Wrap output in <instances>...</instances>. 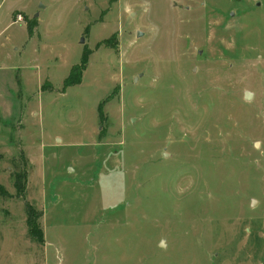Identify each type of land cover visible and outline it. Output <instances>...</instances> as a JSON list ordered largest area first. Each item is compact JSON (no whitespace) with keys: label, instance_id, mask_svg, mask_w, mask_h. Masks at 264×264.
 I'll use <instances>...</instances> for the list:
<instances>
[{"label":"rangeland","instance_id":"rangeland-1","mask_svg":"<svg viewBox=\"0 0 264 264\" xmlns=\"http://www.w3.org/2000/svg\"><path fill=\"white\" fill-rule=\"evenodd\" d=\"M0 185V264H264V0H0Z\"/></svg>","mask_w":264,"mask_h":264},{"label":"trees","instance_id":"trees-1","mask_svg":"<svg viewBox=\"0 0 264 264\" xmlns=\"http://www.w3.org/2000/svg\"><path fill=\"white\" fill-rule=\"evenodd\" d=\"M83 63H85V59H82L81 66L83 65ZM77 69H79V68H77V66L74 67V71H76ZM68 79H69V77H68ZM72 84H78L77 79H76L75 82H69V81H67V80L64 81V87H67V86L72 85ZM5 195H6V191H5V189H3L2 186L0 185V196H5ZM27 208H28V215H29V216H28V217H29V219H28L29 232H30L31 235H33V232H34L33 227L36 226L35 221H34L33 218H32V214H34V211H33V209H31L30 206H27ZM35 230H36V228H35ZM37 237H38L39 239H42V233H39V234L37 235Z\"/></svg>","mask_w":264,"mask_h":264},{"label":"water","instance_id":"water-1","mask_svg":"<svg viewBox=\"0 0 264 264\" xmlns=\"http://www.w3.org/2000/svg\"><path fill=\"white\" fill-rule=\"evenodd\" d=\"M140 34H141L140 32L137 33V35H139V36H140ZM251 95L252 94L249 93L248 91L244 92V97H245L246 100H249L251 98Z\"/></svg>","mask_w":264,"mask_h":264}]
</instances>
